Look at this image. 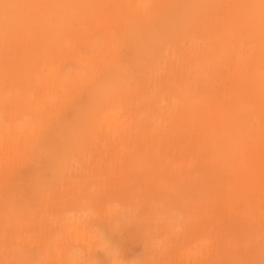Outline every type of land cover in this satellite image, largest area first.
I'll return each mask as SVG.
<instances>
[{"label":"rangeland","instance_id":"rangeland-1","mask_svg":"<svg viewBox=\"0 0 264 264\" xmlns=\"http://www.w3.org/2000/svg\"><path fill=\"white\" fill-rule=\"evenodd\" d=\"M2 1L13 4V21L0 27V91L10 93L9 103L0 100V128L4 136L23 137L19 148L23 146L0 152L5 166L0 167V264H69L57 254L59 248L53 249L63 242L80 254V264H179L174 257L180 250L208 235L216 236L218 243L233 239L229 249L219 253L222 264H264V183L255 199H249L251 216L214 206L223 222L213 226L207 220L209 230L201 238L194 220L217 212L208 209V201L213 196L211 175L218 170L205 163L189 170L176 168L174 164L192 153H152L146 136L126 131L113 137L104 125H92V120L114 107L127 120L135 119L139 131L147 129L143 117L147 101L142 96L147 89L162 87L157 91L165 106L170 93L164 87L165 77L154 75L156 69L149 61L164 48L169 62L165 58L159 64L168 62L172 80H179L196 62L188 38L200 49L210 34L217 37L221 27L230 24L231 36L223 33L221 41L229 63L221 65L206 85L209 95L226 102L222 95L232 89L233 68L242 66L248 75L257 66L264 70V44L259 45V37L237 30L241 26L231 19L235 3L249 4L242 0H147L143 12L128 14L122 5L138 0L124 4L107 0L106 7L91 0ZM48 73L55 78L68 75L74 84L52 86ZM80 73H86L85 77L74 79ZM34 76H41L39 86ZM255 81L264 83V72ZM245 90L246 102L253 103L243 114L254 117L251 136L257 127L264 135V118L255 108L264 102L261 90L249 86ZM50 92L54 100L45 103ZM34 103L43 104L37 107L39 112L32 110L37 106ZM174 116L172 111L166 114V123ZM19 121L27 127L36 125L32 137L14 134ZM225 154L210 151L205 160L214 162L217 157L221 166L227 162ZM260 181L264 182V173ZM73 216L81 218L79 224L86 229L81 232L90 233L85 236H95L89 249L74 245L75 234H67L66 224Z\"/></svg>","mask_w":264,"mask_h":264},{"label":"bare ground","instance_id":"bare-ground-1","mask_svg":"<svg viewBox=\"0 0 264 264\" xmlns=\"http://www.w3.org/2000/svg\"><path fill=\"white\" fill-rule=\"evenodd\" d=\"M66 1L69 2V0ZM74 1L78 3L80 0ZM126 1L127 0H122V4L126 3ZM146 1L147 0H138L132 5H122V9L127 10L126 13L128 14H133L134 12L137 13L140 11L143 12L146 8V5L148 4ZM242 1L244 3H248L249 6L245 7L241 2L235 3L233 9L234 11L231 16V19H233L232 23L241 26L237 30H245L246 33L248 32L255 38L259 37V40L262 41L259 45L264 44V10H262L261 8L260 0ZM90 3L101 5L103 7H106V5L108 4L107 0H91ZM12 11L13 4L0 0V27L4 23L10 24L13 21ZM59 17H62V15H59L58 18ZM229 26L230 24L224 26L223 28L221 27L217 37L216 35L210 34V36H208V40H206V42L203 41V46L200 49H198L199 45H195L191 38H188L190 46L193 47V50L195 49L192 55L195 57L196 62L194 63L193 69L191 68L192 70L190 72L182 73L179 80L173 81L171 78L170 68L167 64L169 62V58L167 59L166 56L167 51L164 48H161L159 50L157 49L158 52L156 53V55L158 54L157 56L159 58H154L149 62L152 63V65L156 69V71L153 70L154 75L156 74L158 76L161 75L165 77L166 84L164 85V87L167 88L170 93L168 95L165 106H162V104H160L159 102L163 97H158L160 96L162 87L154 85L155 88L147 89L146 94L142 96L141 99H146L147 101V105L144 107V109L146 108V110L143 116L145 125L149 124L147 129L143 128V131H139L136 125L137 123H135V119L132 118L127 120L125 117L121 116V114L117 110H115L114 107L106 109L101 115L96 117L94 121L92 120V125L94 124L97 128L100 125H104L108 130H111V133H108L105 128L106 133L112 134L113 137L125 135L126 131H131L139 138L146 136L149 138V143H151L148 151L152 153H157L158 150L160 151V153H162V151L169 150L173 152V154L185 153V155H188L186 153L191 152L193 156L191 155V157H189L187 160L180 161L179 163L174 164V166L176 165V168L178 167L179 169L180 167H183L189 170V168L192 169V167L194 166L197 168L203 167L204 165L201 164L205 163L208 167L214 168V170H218L215 174L211 175L213 179L211 186V192L213 193V196L209 197L208 209L216 212L217 210H214L215 206V209L224 208L230 213L240 212V214L243 216H251V213L249 214L248 211L249 199H255L253 197L254 194H258L260 191H262L258 190V188L259 186H263L264 183L260 181V176L264 173V135L261 134V127H257L254 137L251 136L252 126L250 124L254 120V117L252 115L251 118H247L243 114H245L248 109L252 108L253 103L246 102L247 99H245L244 94L246 91V87L249 86L250 89L253 88V90H261L260 96L262 99H264V83L261 81H255L262 77L264 70L261 68V66H257L254 69V72H250V75H248L244 71L242 66L233 68V70H231L232 73L230 74L232 89L228 94L222 95V97L225 98L226 101L224 103L219 102L218 96L215 95L217 97L215 98L214 96L209 95L206 89V85L207 83L209 84L211 75L216 74L221 65H225L229 61L227 52H224L225 45H221L223 33L226 36H231L230 29H228ZM215 40L217 41V43L215 42ZM165 58L168 60V62L166 63L167 65L163 62L161 63L162 65H160L159 61H162ZM237 58L238 60L243 59L240 55H237ZM77 64H79V61ZM86 73L74 75V79L75 77L77 79H83ZM148 75L150 74L148 73ZM34 77H37V82L35 83H38L37 85L39 86V82H42L41 76ZM46 77H48V79L50 78L52 80H50L51 85L57 88L63 87L67 83L70 86L74 84L73 81L70 80L68 75L63 78H55L53 74L48 73ZM152 79H154V77ZM167 81L169 83V86H167ZM242 81H246V83L244 84V82ZM41 87L43 86L41 85ZM157 89L160 90L159 93ZM9 94L10 93L1 90L0 100L7 101V99H9ZM53 94L55 93H52V95ZM48 96L49 97L47 98V101H45V103L53 102L54 98L51 97V92ZM242 99L244 104H242ZM26 102H29V98ZM35 103L34 107L35 105H37ZM24 105L25 104H23L22 108H24ZM42 105L43 104L37 105L35 108H33V106H30V109L33 108V111L35 110L36 112H39V110H37V107ZM42 107H40V110ZM28 108L29 107H27V109ZM255 108H257L256 112L258 113V115H261V117L263 116L264 118V102L261 101V104L257 103V106ZM19 111L18 112L22 114V109H19ZM170 111H172L175 116L170 118L166 123L165 117L166 114H168ZM177 113L179 114V116L177 115ZM1 126L2 119H0V127ZM3 129L0 128V152L4 151L7 147L12 146L16 148V151L19 150L23 146L21 145V147L19 148L20 138L23 139V137L17 138L15 136H4ZM14 129L16 131L14 134L17 136L25 135V137H32L36 130V125L33 123L32 125L27 127V124L25 126L24 123H20L19 121L15 125ZM10 133L11 131L9 132V134ZM9 149L14 152V148ZM125 149H127V146ZM6 151H8V149ZM210 151L215 154L224 151L226 153L225 157L227 158V162H225L224 165L220 163L221 166H219V162L216 161L217 157L215 158L214 162H211L208 159L205 160L206 153ZM120 152H123V148H120ZM202 155L203 157L201 161L196 164V162L201 158ZM2 162L0 160V167L3 166ZM223 174H225V176H223ZM237 207L239 208L234 209ZM251 209L255 210L253 206ZM256 212L260 213L258 210H256ZM262 215L263 214H260L259 216ZM65 218H67V216ZM80 219L81 218L75 216H73L71 220L69 219V223L66 224V231L69 235L75 234V238L72 239L74 245H81L82 249L83 246L89 249L93 245V239L95 238V236H85L87 234H90L87 232V234L84 235L85 231L83 229H85V227L81 226L82 223L81 225L79 224L81 221ZM207 220H209L213 226H219L223 222V218L221 220L219 219L218 211L215 213V215L206 214L205 216H197L194 221L196 224V229L199 231V235L201 238L204 237L209 230L208 224L206 223ZM81 230H83L84 233L81 232ZM232 242L233 239L230 238L226 241L220 240V243H218L216 236L213 235L212 237H209L208 235L207 238L204 237L203 239H200L196 242L197 245L200 244L198 248L196 247L197 245H192L189 247L186 246L183 251L180 250L179 254L174 258L177 263L179 262V264H222V259L219 256V253L224 248L225 250L229 249V244H231ZM61 244L57 243L56 246L53 247V249L59 248V250H56L57 254L59 255L60 253L61 257H64L66 259V262L69 264H80V262L82 261L80 254L78 252H74L75 249L72 251L71 248L66 247L67 245L64 247V242L63 245ZM207 245L209 246L206 248ZM80 251L82 252V250ZM12 257H14L13 254ZM85 260L88 259L86 258ZM162 261L163 260H161V262ZM89 262L90 261H84L83 264H89ZM256 262H260V256L257 258Z\"/></svg>","mask_w":264,"mask_h":264},{"label":"snow or ice","instance_id":"snow-or-ice-1","mask_svg":"<svg viewBox=\"0 0 264 264\" xmlns=\"http://www.w3.org/2000/svg\"><path fill=\"white\" fill-rule=\"evenodd\" d=\"M260 5H261L262 10H264V0H260Z\"/></svg>","mask_w":264,"mask_h":264}]
</instances>
